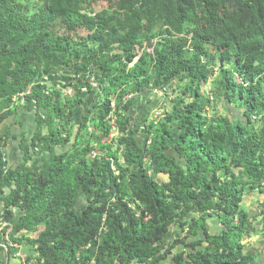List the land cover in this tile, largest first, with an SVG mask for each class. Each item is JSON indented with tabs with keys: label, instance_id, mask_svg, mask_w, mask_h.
<instances>
[{
	"label": "trees",
	"instance_id": "16d2710c",
	"mask_svg": "<svg viewBox=\"0 0 264 264\" xmlns=\"http://www.w3.org/2000/svg\"><path fill=\"white\" fill-rule=\"evenodd\" d=\"M54 70L74 73L72 94L35 89ZM156 92L149 106L171 110L137 127L134 100ZM213 100L240 118L207 116ZM19 112L36 129L17 166L0 137V232L30 247L25 264H166L178 246L169 264H264L244 244L264 233V201L253 218L242 208L264 194V0H0V124Z\"/></svg>",
	"mask_w": 264,
	"mask_h": 264
},
{
	"label": "rangeland",
	"instance_id": "374dc122",
	"mask_svg": "<svg viewBox=\"0 0 264 264\" xmlns=\"http://www.w3.org/2000/svg\"><path fill=\"white\" fill-rule=\"evenodd\" d=\"M106 7H107L106 4H100L99 5V9H104ZM85 61H87V60H85ZM131 67H132V65H131ZM50 74H52V76L58 78L57 80H59V81L63 80L62 83H65L67 85H69L67 83L68 82L67 79L71 78L74 75V73L68 74V73L63 72V71L62 72L52 71V73H50ZM42 75H41V77H42ZM212 82L213 81H211V83L208 84L207 88L204 89L206 94L209 93V95H210L211 89L213 88V83ZM61 85H62L61 82H57V86H61ZM67 85L64 87V88H66L65 92L68 95H70V94H72V91H71V89H69L67 87ZM50 86H53V85H50ZM168 93H169V95L173 96V98L175 97V94L170 93V91ZM143 94H146V93H143ZM155 94H156L155 97L150 96V98H147V99L146 98H142V97H140V98L136 97V99L134 100V102H135L134 103V107L137 108L138 110H136L135 112L133 111L134 113L132 112L130 116H131L132 121L135 122L137 127L141 128L142 126H144L146 128V126L148 125V118H149L150 122H153V121L156 122V121L159 120V118H162L164 116V113L166 111L171 110L170 107L163 108V106L161 108H159V110H157V107L159 106V104L163 103L165 101V98H164L165 95L163 93H160V92H156ZM210 97H211V95H210ZM87 98H85V102H86ZM131 98L134 99V97H127V99H131ZM152 100H155L157 107L155 106L156 108H154L152 110H149L151 108L149 105L152 102ZM166 104H168V101H167ZM208 109H209V111H207L206 115L209 116V117L213 116L214 114H219V115H223V116H228L229 118H232V117H235L236 119L240 118V116L238 114V110L234 106L226 104V103H224L222 101H219V100H216V101L213 100L212 103H211V106ZM148 113L150 115H148ZM242 121H243V123H246L244 119ZM131 129H132V127L130 126V130ZM137 141H138L140 146H145L146 145V136L144 134L140 133V135L137 137ZM114 149H116V146L114 147ZM65 150H69V149L68 148L67 149H58L57 152H63ZM98 151L99 150H97L92 155V157L99 156V154H98L99 152ZM44 155L45 154H43V156ZM169 156L171 157L172 154L169 153ZM47 157L48 156H45L44 159H42V160H44V162H45V160L47 159V161L45 163H48V165H50V160ZM44 162L38 164L39 171L44 169V168H46V166H42ZM179 163L181 165L185 166V163L183 161H179ZM29 166L32 169L31 162L29 163ZM34 171H36V170L34 169ZM157 180L160 183L168 182V177L167 176H160ZM253 196L254 195H246L244 197L243 204H242V208L245 209L247 214H249L252 218L257 216V215H259L261 213L263 207H260V205L264 201V198L259 200L261 196H258V197H253ZM256 201H258V202H256ZM84 206H86L85 199L82 198V197L77 199L76 207L80 208V210H82ZM255 220L256 219H252V222H255ZM208 223H209L210 228H211L210 233L215 235L216 232H217V229L219 228L220 225L217 224L216 220L213 219V218L210 219L208 221ZM6 227H9V225L4 224L3 228H6ZM261 228H262V226L259 223H257V225H256V227L254 229V234L253 235H249L244 240L245 253L246 254L253 253L256 249L258 250L259 246L262 245L261 236L264 233L262 232ZM183 234L184 233L180 229H175L174 231H171L170 234L164 240V244L169 246V244L172 243L174 240L181 239L184 236ZM191 241H193V240L191 239L189 242H191ZM182 250H183L182 246L176 247V249L172 251V255L170 257H168V260L166 261V264L170 263L173 255H175V254H177L179 252H182ZM262 259L264 261L263 256H262Z\"/></svg>",
	"mask_w": 264,
	"mask_h": 264
},
{
	"label": "crops",
	"instance_id": "0c3cea01",
	"mask_svg": "<svg viewBox=\"0 0 264 264\" xmlns=\"http://www.w3.org/2000/svg\"><path fill=\"white\" fill-rule=\"evenodd\" d=\"M54 71L57 72V70H54ZM50 73H52V71H50L48 73L43 72V75L38 80V83L36 84L35 89H37L40 84L46 85V84L50 83V85H55L56 87L61 88L65 92L66 88H64V87L67 84L62 83L63 80H61V81L57 80L58 78L52 76V74L50 75ZM67 80H68V82H67L68 84H70V82H72V81L73 82L76 81V79L73 77L68 78ZM57 82H61L62 85L57 86ZM71 86L67 85V87L72 90L73 87H71ZM86 96L87 95H82L81 97L86 98ZM145 97H143V98H145ZM137 98H140V97H137ZM86 102L87 103H85L83 105L84 107H82L80 109V111L77 109L75 112V115H74L75 121H76V124H78V125L80 124L81 116L86 115L87 112L92 109L91 105L93 104L92 103L93 99L89 97V99ZM154 108H156L155 105L152 106L151 109H149V110H152ZM136 110H138V109L136 108L135 111ZM33 115H34V113L22 114L21 112H19L18 116H14L12 118H9L0 124V137L6 138V141H5L6 142V148L4 150V153L6 155V160L8 161L9 166L10 165L11 166H17L23 160V152L21 150V142L24 139L29 140L31 138L33 132L36 129L35 118ZM43 115L46 116V113L44 114V112H43ZM64 149H67V148H64ZM65 151L57 152V154L60 155V154L64 153ZM45 156H47V155H44V156L39 155V156H36L33 158V160L31 161L33 171H34V169L36 170L35 172L39 171L38 164L44 162V160H42V159H44ZM47 158H49V157H47ZM46 161H47V159L45 160V162ZM45 162L43 163L42 166H46V168H48L49 165H48V163H45ZM46 168H44V169H46ZM44 169H42V170H44ZM42 170H40V171H42ZM4 229H7V227ZM40 231L41 230H38V232H40ZM27 236L30 239L34 240L37 236V233L36 234H28ZM5 241H7L10 245V248H12V253L10 255L8 253V247L6 246ZM29 248L24 247V246H18V245L14 246L12 243H10L7 236H4L0 232V260H6V262L8 261V264H25V259L27 258V256L31 255ZM2 249L5 252H3ZM255 251H257V249ZM258 252L259 253H258L257 257L263 262V259H262V256L264 258V247H263V245L259 246Z\"/></svg>",
	"mask_w": 264,
	"mask_h": 264
},
{
	"label": "clouds",
	"instance_id": "9594fccd",
	"mask_svg": "<svg viewBox=\"0 0 264 264\" xmlns=\"http://www.w3.org/2000/svg\"><path fill=\"white\" fill-rule=\"evenodd\" d=\"M147 51L151 52L152 49H148V48H147ZM84 60L89 61V59H84ZM135 61H136V60H135ZM132 65H133V64H132ZM130 67H131V66H130ZM95 84H96V83H95ZM91 85H92V84H91ZM96 86H97V84H96ZM94 89H95V88H94ZM127 100H129V99H127ZM111 106H112L114 109H116V106H114L113 103L111 104ZM115 121H116V120L113 119V122H112V123H113V126L115 125ZM113 133H117L115 127H114V131H113ZM113 133H112V134H113ZM116 136H117V134H116ZM252 195H254L253 197L261 196L259 200H261V199L264 198V194L261 195V194H259V193H254V194H252ZM259 200H258V201H259ZM104 221H105V220H103V222H104Z\"/></svg>",
	"mask_w": 264,
	"mask_h": 264
},
{
	"label": "built area",
	"instance_id": "2783aa9c",
	"mask_svg": "<svg viewBox=\"0 0 264 264\" xmlns=\"http://www.w3.org/2000/svg\"><path fill=\"white\" fill-rule=\"evenodd\" d=\"M96 87H97L96 84L92 83V88H96ZM115 135H116V133H113L110 135V137L113 139L114 137H116ZM88 247L90 248V245ZM90 264H96V263L94 261H92Z\"/></svg>",
	"mask_w": 264,
	"mask_h": 264
},
{
	"label": "water",
	"instance_id": "95a60500",
	"mask_svg": "<svg viewBox=\"0 0 264 264\" xmlns=\"http://www.w3.org/2000/svg\"><path fill=\"white\" fill-rule=\"evenodd\" d=\"M6 264H8V261L6 262Z\"/></svg>",
	"mask_w": 264,
	"mask_h": 264
}]
</instances>
